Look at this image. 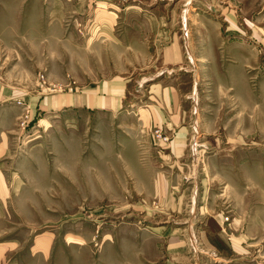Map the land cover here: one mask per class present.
Returning a JSON list of instances; mask_svg holds the SVG:
<instances>
[{
	"label": "rangeland",
	"instance_id": "1",
	"mask_svg": "<svg viewBox=\"0 0 264 264\" xmlns=\"http://www.w3.org/2000/svg\"><path fill=\"white\" fill-rule=\"evenodd\" d=\"M37 82L69 106L5 110L0 264H264V0H0V86Z\"/></svg>",
	"mask_w": 264,
	"mask_h": 264
},
{
	"label": "crops",
	"instance_id": "2",
	"mask_svg": "<svg viewBox=\"0 0 264 264\" xmlns=\"http://www.w3.org/2000/svg\"><path fill=\"white\" fill-rule=\"evenodd\" d=\"M168 48H170L168 50L172 55L170 56V53H167L169 60L165 57V64H169L170 62H178L179 57H176L175 55V46ZM36 85L37 87L31 91L27 89H22V91L13 89L9 90L3 86H0V181L2 182V188L0 189V192L3 196L8 190L6 184L7 180L4 176V170L1 168V166L6 162V157L9 150V135L11 133L8 130V125H10V123L6 118L5 110L9 107H14L15 112L20 114L19 118L23 119L22 130H26L32 126V123H34L39 118L38 116L41 115V113H43V115H47L49 111L58 108L59 101L61 102V105L59 106L62 108H64V106H69V92H66V94L63 93L59 96H54L50 94V88H44L43 85H39L38 82ZM127 85L128 80H121L119 77H111L109 79L102 80L94 88L92 87L90 89L84 90L82 93H79L77 97H85V99L81 101V104L87 108H90L88 105L93 103V106L97 110L113 111L115 109L117 110L119 107L118 97H126ZM150 87V90L153 89L160 95L158 96L154 94L153 91V94H150L152 93L150 92L148 97H169V109L164 110L165 112L163 110H159V123L162 125H170L171 122L174 124H179L183 111L182 108H180V101L178 98L180 96L178 90L174 87H164L157 83L152 84ZM57 97H60V99ZM88 97L93 98L91 99ZM169 112L171 113L170 116L168 115ZM38 121L42 123L44 119H38ZM185 133L182 129L177 132V135H179L180 138V143H182V135L185 136Z\"/></svg>",
	"mask_w": 264,
	"mask_h": 264
}]
</instances>
